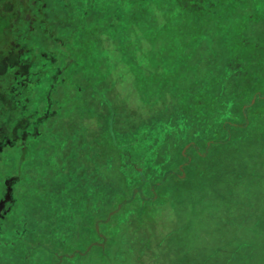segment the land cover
I'll return each instance as SVG.
<instances>
[{
  "label": "rangeland",
  "instance_id": "rangeland-1",
  "mask_svg": "<svg viewBox=\"0 0 264 264\" xmlns=\"http://www.w3.org/2000/svg\"><path fill=\"white\" fill-rule=\"evenodd\" d=\"M89 1L29 0L32 17L0 57V264H264L260 0H232L205 22L215 49H186L185 89L169 86L184 111L138 86L108 17L82 21ZM86 34L121 82L109 96ZM128 36L144 46L138 72L152 74L147 37ZM227 118L242 125L231 135Z\"/></svg>",
  "mask_w": 264,
  "mask_h": 264
},
{
  "label": "trees",
  "instance_id": "trees-1",
  "mask_svg": "<svg viewBox=\"0 0 264 264\" xmlns=\"http://www.w3.org/2000/svg\"><path fill=\"white\" fill-rule=\"evenodd\" d=\"M97 1L98 0L89 1L85 9L87 11L86 15L82 21L87 19L86 22H89L90 25H99L97 21H99L100 18H98V16L106 15L109 24L106 21L107 25H105L113 27V33L120 32V34H122H112L110 37L114 40L115 48H118L123 55L129 68L134 73H137L138 86L144 89L149 87L148 90L153 93H157V89L168 92L172 101L177 104L178 111H184V109L188 107L187 104L184 103L186 101L183 102V97L181 100L176 99L174 92L169 88V86H172L170 82L174 85L172 87L185 89V85L182 83L179 84L178 80L186 75V73H184L185 70L180 72L182 66L190 63L187 58L189 52L186 51V49H191L196 45L197 49L203 53L207 52V50L216 48V42L213 40L212 43L210 42L211 38L214 39L212 35L214 33L205 22H208L212 18L214 19L216 15L219 16L220 9L232 5V0H113L112 3L114 4L110 7L105 6L106 0ZM213 1H216V3L214 6H211V2ZM28 2L29 0H0V57H2V60H7L9 57V55L3 52L9 50L11 54L13 53L11 50V46L13 45L11 34H13L15 27L18 26L21 20L24 21L32 17L22 12L24 9L28 8ZM259 2L260 3L256 6L257 13H264V0H260ZM197 5H199L201 9ZM90 7L95 9L88 11ZM117 9H119V12H116ZM110 19L114 20V22H111L112 20ZM90 32L95 31L92 30ZM128 34H141L147 37L146 39L150 46L148 47L149 50L144 63L152 74L148 72H138L141 71V67H137L133 54L136 49L143 50L144 46L141 40L137 42L132 41ZM86 35L97 49L96 53L93 55L103 58L101 63L104 72L102 81L104 82L102 83L107 88L106 94L111 93L113 90L116 91L117 88L119 89L120 80L118 78L116 80L115 78L112 79L105 76L106 73L109 72V68L112 74V59H110L109 56L107 57L108 59H106L105 49L101 46L102 42L98 37L90 34ZM101 52L104 53L102 54ZM15 54V56H17L19 52ZM129 56L133 57L129 59ZM168 65H172L173 68H168ZM191 69L193 73H189L188 80L191 82L189 85L193 86L192 82L195 81L197 83L194 85L198 86V77L196 78V75L200 77L201 70L199 68ZM119 71L120 70L117 69V72ZM157 72L164 73V76H162L160 80L157 78ZM142 74L143 76L140 77ZM121 87H123L122 84ZM181 93L184 92L181 91ZM107 102L113 104L112 98L109 97ZM118 109L119 108L115 104L109 108L110 111H117ZM232 123L234 122L229 120V118L223 120L222 129L226 135H231V127L242 126ZM231 141L232 139L227 142L231 143ZM146 197L147 196H145V199H148Z\"/></svg>",
  "mask_w": 264,
  "mask_h": 264
},
{
  "label": "crops",
  "instance_id": "crops-1",
  "mask_svg": "<svg viewBox=\"0 0 264 264\" xmlns=\"http://www.w3.org/2000/svg\"><path fill=\"white\" fill-rule=\"evenodd\" d=\"M91 250V249H90ZM90 250H88V251H90ZM71 255V254H70Z\"/></svg>",
  "mask_w": 264,
  "mask_h": 264
}]
</instances>
